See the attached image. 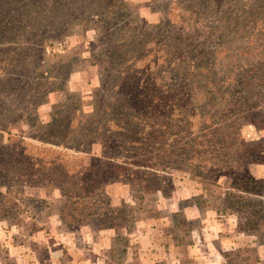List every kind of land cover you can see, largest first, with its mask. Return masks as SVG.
Here are the masks:
<instances>
[{
    "label": "trees",
    "instance_id": "trees-1",
    "mask_svg": "<svg viewBox=\"0 0 264 264\" xmlns=\"http://www.w3.org/2000/svg\"><path fill=\"white\" fill-rule=\"evenodd\" d=\"M41 3L29 10L34 18L46 19L40 27L44 26L51 41L67 37L74 26L96 32L90 52L101 58L104 74L103 96L94 98L92 111L86 115L80 98L67 100L73 95L66 86L69 63L57 62L63 70L61 77L53 75L57 71L48 76L32 72L42 79L35 88L47 89L42 104L49 93L62 92L67 99L52 105L49 121L34 125L25 136L50 147L35 146L37 151H33V144L19 140L15 156L22 165H29L27 174L39 176L44 185L59 191L65 201L60 212L64 223L80 227L94 219L98 230L114 229L119 209L111 208L107 187L121 184L146 194L162 193L169 171L177 167H185L191 179L202 184L217 174L233 176L225 193L228 209L238 212L255 205L257 209L245 221L256 226L264 220V179L254 178L248 169L252 164L264 165V158H259L264 145L253 148L239 127L240 121L252 124L254 113L264 112V0H163L165 19L158 25H150L144 17H129L126 0ZM124 19L125 23L118 22ZM37 26L22 24L25 30ZM12 28V23H0V55L5 57L22 49L18 41L6 37ZM177 29L180 37L175 40L170 34ZM197 36L213 44L212 56L188 45ZM25 51L30 58L31 50ZM39 52L34 57L39 58ZM203 60L212 62L202 64ZM16 63L27 64L18 58L12 62ZM207 65L219 71L213 79ZM197 68L221 101L215 115L196 107L192 80ZM26 74L22 71L17 81ZM221 74L227 78L222 90L214 82ZM27 92L33 100L41 95L33 89ZM41 103L27 108L32 118ZM13 107H0L4 119L26 121V107ZM64 112L72 116L64 126L66 131H61L56 121ZM8 125L0 130L7 132ZM90 142L99 143L100 157L87 166L72 163L66 153L85 154ZM255 226L251 229L256 232Z\"/></svg>",
    "mask_w": 264,
    "mask_h": 264
},
{
    "label": "rangeland",
    "instance_id": "rangeland-1",
    "mask_svg": "<svg viewBox=\"0 0 264 264\" xmlns=\"http://www.w3.org/2000/svg\"><path fill=\"white\" fill-rule=\"evenodd\" d=\"M126 1L129 17H144L150 25H158L165 19L163 0ZM33 4L42 3L41 0H0V23L13 24L6 37L18 41L22 48L9 57L0 55V70L5 72H0V107L7 109L14 104L12 110H16L23 104L27 116L23 122L15 121L18 117L4 119L5 113L0 109V129L6 122L9 124V134L0 130V153H3L0 158V264H264V220H258L256 226L245 221L257 209L255 205L250 209L246 205L238 212L228 209L225 193L233 176L225 173L202 184L192 180L185 167H177L169 171V180L162 193L146 194L127 185H110L106 189L110 206L119 209V224L114 229L98 230L94 219L80 227L61 220L65 201L59 191L44 185L45 181L39 176L27 174L29 165H22L20 157L15 156L19 140L33 144V151H37L35 146L50 147L25 136L34 125L46 124L52 105L63 103L66 98L62 92L49 93L46 103L42 104L47 89L35 88L42 79L32 72L36 70L48 76L57 71L53 75L61 77L63 70L57 62L69 63L71 73L66 86L73 95L70 100L66 99L80 98L82 111L87 115L92 111L94 98L103 96L100 92L103 66L101 58L90 52L95 31L74 26L67 37L51 41L44 26L40 27L46 19L34 18L29 10ZM173 19L178 22L175 16ZM118 22L123 24L126 19ZM208 22L216 25L215 20ZM34 23L39 26L33 30L22 27V24L31 26ZM170 36L179 39L178 29ZM191 44L211 56L214 52L213 44L201 37L192 38L188 42ZM28 48L32 54L30 58L25 51ZM38 50L39 58L34 57ZM17 58L26 60L27 64H12ZM211 62L203 60L202 64ZM207 70L212 79L219 73L213 67L208 66ZM22 71L27 74L17 81ZM226 79L218 75L214 79L216 88L221 89ZM30 89L41 95L35 100L27 97ZM192 92L196 107L202 113H219L221 101L200 68L195 71ZM38 103L41 105L37 108V116L32 118L27 108ZM70 116L64 112L57 119L56 127L60 125V130L66 131L64 126ZM239 127L253 148L258 150L264 145L263 111L254 113L252 124L244 120L239 122ZM9 143L13 144L6 148ZM87 150L85 154L72 151L66 154L72 156V163L81 162L87 166L100 157L101 147L97 142H90ZM259 158H264V153ZM248 169L254 178L264 179V165L252 164ZM212 226L211 230H204ZM254 226L256 232L251 229Z\"/></svg>",
    "mask_w": 264,
    "mask_h": 264
},
{
    "label": "crops",
    "instance_id": "crops-1",
    "mask_svg": "<svg viewBox=\"0 0 264 264\" xmlns=\"http://www.w3.org/2000/svg\"><path fill=\"white\" fill-rule=\"evenodd\" d=\"M213 228V226L212 227H207V228H205L204 230H211ZM172 247H169V249H171ZM170 256V255H169Z\"/></svg>",
    "mask_w": 264,
    "mask_h": 264
}]
</instances>
